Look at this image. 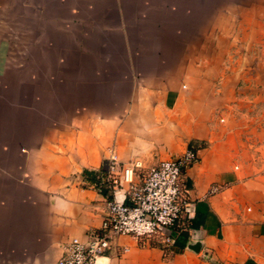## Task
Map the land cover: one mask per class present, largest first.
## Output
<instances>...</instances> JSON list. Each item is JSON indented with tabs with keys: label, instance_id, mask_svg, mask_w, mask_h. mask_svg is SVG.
<instances>
[{
	"label": "crops",
	"instance_id": "1",
	"mask_svg": "<svg viewBox=\"0 0 264 264\" xmlns=\"http://www.w3.org/2000/svg\"><path fill=\"white\" fill-rule=\"evenodd\" d=\"M70 2L74 41L60 50L75 53L72 119L27 147L0 188V264H56L66 240L100 227L107 195L83 170L114 155L116 172L139 162L140 180L189 143L198 160L182 176L190 203L171 243L118 236L97 264H264V0L228 2L183 41L176 0H0V37L13 7L65 23ZM114 187L124 199L125 184Z\"/></svg>",
	"mask_w": 264,
	"mask_h": 264
},
{
	"label": "rangeland",
	"instance_id": "2",
	"mask_svg": "<svg viewBox=\"0 0 264 264\" xmlns=\"http://www.w3.org/2000/svg\"><path fill=\"white\" fill-rule=\"evenodd\" d=\"M230 1L235 0H176L179 20L174 25L177 23L180 41L185 39L183 34L188 27L196 28L198 23L207 22ZM58 6L55 2L46 5L49 14L57 13ZM60 6L61 13L68 17L65 23L43 18V14L39 19L37 16L28 19L25 5L15 6V10L13 7L12 12L5 14L9 19L4 21V34L0 37L4 44L0 53V188L3 189L11 188L12 176L22 171L25 149L44 138H53L52 129L72 119L68 109L75 101L64 79L74 74L70 61H74L75 53L60 49L66 40L74 41V20L70 19L74 16V3H67L64 12ZM59 26L66 32L60 35ZM63 65L71 68L64 69ZM99 102L101 106L102 101Z\"/></svg>",
	"mask_w": 264,
	"mask_h": 264
},
{
	"label": "built area",
	"instance_id": "3",
	"mask_svg": "<svg viewBox=\"0 0 264 264\" xmlns=\"http://www.w3.org/2000/svg\"><path fill=\"white\" fill-rule=\"evenodd\" d=\"M199 148L200 145L189 143L179 156L149 167L140 180H136V172L142 167L139 162L123 165L116 172V158L111 155L103 163L98 182L93 183L100 191L106 188L110 195L100 227L84 238L73 236L66 240L56 264H97L122 235L138 240L159 237L164 244H170L169 231L181 228V215L190 203L182 176L198 160ZM121 183L126 187L124 199L114 195V186ZM217 190V186H212L209 193Z\"/></svg>",
	"mask_w": 264,
	"mask_h": 264
},
{
	"label": "trees",
	"instance_id": "4",
	"mask_svg": "<svg viewBox=\"0 0 264 264\" xmlns=\"http://www.w3.org/2000/svg\"><path fill=\"white\" fill-rule=\"evenodd\" d=\"M101 171H104V164H102L100 170L98 172L95 171H91V170H83V175L85 178H87L89 181H91L92 183H96L98 182V176L101 173ZM101 192L105 195H107V197H109L110 195L108 194V190L106 188H102ZM179 236L183 237V233H181ZM178 240V241H177ZM176 240V243H179V238Z\"/></svg>",
	"mask_w": 264,
	"mask_h": 264
},
{
	"label": "water",
	"instance_id": "5",
	"mask_svg": "<svg viewBox=\"0 0 264 264\" xmlns=\"http://www.w3.org/2000/svg\"><path fill=\"white\" fill-rule=\"evenodd\" d=\"M193 246H195V247H193V248H195V249L197 248V245H193Z\"/></svg>",
	"mask_w": 264,
	"mask_h": 264
}]
</instances>
